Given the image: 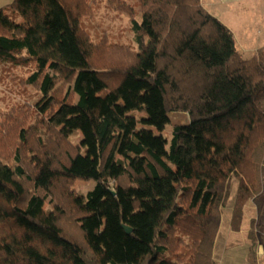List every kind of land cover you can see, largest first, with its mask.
<instances>
[{
    "label": "trees",
    "instance_id": "1",
    "mask_svg": "<svg viewBox=\"0 0 264 264\" xmlns=\"http://www.w3.org/2000/svg\"><path fill=\"white\" fill-rule=\"evenodd\" d=\"M136 1L139 21L110 2L130 16L126 58L81 29L84 0L0 7V61L34 62L26 85L41 95L34 119L21 108L0 125V264H215L231 177L232 231L262 191L264 47L243 59L200 0ZM126 107L158 129L174 112L188 121L167 143ZM77 180L95 186L78 196Z\"/></svg>",
    "mask_w": 264,
    "mask_h": 264
},
{
    "label": "rangeland",
    "instance_id": "2",
    "mask_svg": "<svg viewBox=\"0 0 264 264\" xmlns=\"http://www.w3.org/2000/svg\"><path fill=\"white\" fill-rule=\"evenodd\" d=\"M120 1L131 6L134 17L139 21L137 1ZM200 1L209 14L217 18L231 32L234 31L239 45V49L238 47L236 49L243 59L250 58L258 49L264 47L263 45L247 51L248 49L242 46L246 45L240 44L244 38V29L249 27L256 34L264 30V0ZM11 2L12 0H0V7ZM84 2L89 6V12L81 19L80 25L93 44L103 42L102 44L110 45L109 51L118 58H126L124 50L131 53L137 51L130 16L126 12L113 10L110 5L111 0H84ZM17 21L20 19L17 18ZM35 70L34 62L15 65L0 61V125L4 123L7 115L15 113L21 108L30 111L31 119H34V106L41 95L35 88L27 86L26 80ZM123 110L126 115L135 120L140 131L151 134L157 139L166 140L167 143L171 139L173 127L178 124H186L188 121L187 114L174 112L169 115L168 125L164 129H158L152 125L143 112H137L127 107ZM82 139L83 135L80 131L74 132L70 137L71 143L84 152ZM261 180L262 191L254 200L245 203L242 208V221L239 230L232 231L231 214L238 180L234 176L231 177L229 195L224 206L220 208L221 223L212 249V258L215 264H264V173ZM94 186V181L77 180L73 183L72 191L75 195L84 197ZM43 210L53 211L54 207L47 203L43 206ZM251 234H253V239L250 237ZM260 246L261 248H259Z\"/></svg>",
    "mask_w": 264,
    "mask_h": 264
},
{
    "label": "crops",
    "instance_id": "3",
    "mask_svg": "<svg viewBox=\"0 0 264 264\" xmlns=\"http://www.w3.org/2000/svg\"><path fill=\"white\" fill-rule=\"evenodd\" d=\"M2 7V6H1ZM234 38H235V42H236V47H238V41L237 38L235 36L234 31H232ZM244 38H242L241 40V45L245 44L246 46L242 45L244 48L248 49L247 51H251L252 49H255L257 47L263 46L264 45V30L261 31V33H253L251 29H249V27L247 29H244ZM242 46H240V48H243ZM239 49V47H238ZM261 248V246L259 247ZM260 253V250H259Z\"/></svg>",
    "mask_w": 264,
    "mask_h": 264
},
{
    "label": "water",
    "instance_id": "4",
    "mask_svg": "<svg viewBox=\"0 0 264 264\" xmlns=\"http://www.w3.org/2000/svg\"><path fill=\"white\" fill-rule=\"evenodd\" d=\"M109 192H110V194L112 196H115V192L114 191L110 190ZM123 229L125 230L126 234H128V235L132 233L131 228H129V227L125 226V225H123Z\"/></svg>",
    "mask_w": 264,
    "mask_h": 264
}]
</instances>
